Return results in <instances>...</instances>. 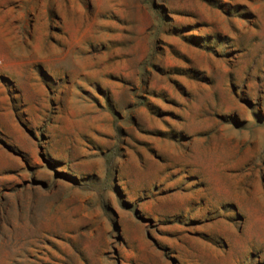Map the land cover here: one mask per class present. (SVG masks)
<instances>
[{
	"label": "rangeland",
	"instance_id": "1",
	"mask_svg": "<svg viewBox=\"0 0 264 264\" xmlns=\"http://www.w3.org/2000/svg\"><path fill=\"white\" fill-rule=\"evenodd\" d=\"M0 264H264V0H0Z\"/></svg>",
	"mask_w": 264,
	"mask_h": 264
}]
</instances>
